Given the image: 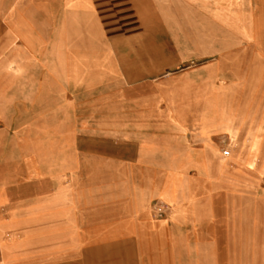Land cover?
<instances>
[{"label": "crops", "instance_id": "crops-1", "mask_svg": "<svg viewBox=\"0 0 264 264\" xmlns=\"http://www.w3.org/2000/svg\"><path fill=\"white\" fill-rule=\"evenodd\" d=\"M259 170L264 0H0V264H257Z\"/></svg>", "mask_w": 264, "mask_h": 264}, {"label": "rangeland", "instance_id": "rangeland-1", "mask_svg": "<svg viewBox=\"0 0 264 264\" xmlns=\"http://www.w3.org/2000/svg\"><path fill=\"white\" fill-rule=\"evenodd\" d=\"M217 60V57H206V58H202V59H197V60H194L193 62H190L189 64H187L186 66H183V68H192V69H195V68H200L202 66H205V65H208L212 62H215ZM223 141H225V144L223 143L222 144V148H227L230 150V156L233 155V152H234V144L228 139V138H225ZM221 148V149H222ZM262 171V173L264 174V170H259V172ZM260 179V177H259ZM259 182L263 185V188L259 187V190L260 191H264V178L263 179H260ZM263 204H264V201L262 202L261 200L258 201V209H264L263 208ZM244 209H248V202H247V205L245 207H243ZM230 209L229 207H227V210ZM258 240L260 242L261 238L262 240H264V232L261 234V233H258ZM261 237V238H260ZM258 242V248H257V261L258 263L257 264H264V241H263V245L261 243ZM245 244V243H244ZM246 245H249V243H247ZM262 245V247H261ZM226 256L227 258L230 257L231 259H227L229 260L230 262H237V261H241L240 264H251L250 263V249L249 247L247 248H241V249H227L226 250ZM233 263H229V264H233Z\"/></svg>", "mask_w": 264, "mask_h": 264}, {"label": "built area", "instance_id": "built-area-1", "mask_svg": "<svg viewBox=\"0 0 264 264\" xmlns=\"http://www.w3.org/2000/svg\"><path fill=\"white\" fill-rule=\"evenodd\" d=\"M222 153H223V155H225V156H229V155H230V150L227 149V148H224V149L222 150ZM164 210H165V206H164V205H161V204H159V205L157 206V208H156V211H157L158 214H163V213H164Z\"/></svg>", "mask_w": 264, "mask_h": 264}]
</instances>
